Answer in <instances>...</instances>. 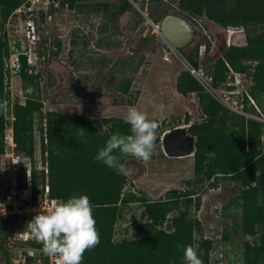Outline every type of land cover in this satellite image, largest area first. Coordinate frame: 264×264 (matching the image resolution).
<instances>
[{"label":"rangeland","instance_id":"374dc122","mask_svg":"<svg viewBox=\"0 0 264 264\" xmlns=\"http://www.w3.org/2000/svg\"><path fill=\"white\" fill-rule=\"evenodd\" d=\"M94 1L104 4L117 0H77L76 5L87 6L77 11L60 9L53 21L40 33L36 47H33L35 73H27V75L38 78L27 80L26 87L23 85L22 76L25 73H22L21 67L19 72H11L6 57L4 59L6 123H9L15 103L23 105L27 97L42 102L43 117L35 113L33 119L34 164L37 179L40 178V175H37L40 172H43V180L46 175L49 178L45 153H42L47 143H41L42 129H46V135L51 129L46 113L52 111L61 115L78 114L97 120L117 117V115L126 116L128 103L133 101L138 93L133 106L146 113L150 120L157 121L159 128L154 154L150 161L145 163L131 156H120L125 157L124 164L129 159L143 162L148 174L143 179L142 186H139L136 180L132 181L125 176L126 182L121 191V198L123 197L126 202L119 205V218L114 226V241L137 237L139 226L146 223V220L140 217L146 202L175 201L183 211L190 201L188 219L198 221L202 236L211 239L214 243L210 264H242V243L245 240L252 242L253 238L244 237L240 232L242 209L239 185L229 179H220L216 189H208L213 178L208 182L195 184L193 156L167 158L161 148V138L166 131L175 127L189 128L204 120L195 95L182 96L175 90L178 74L187 71L188 66L182 53H187L197 46L200 58L199 69L208 80L212 79L213 65L217 59L221 58L230 46L246 45L245 29L241 27L223 29L205 18L195 17L189 12L180 10L176 2L166 3L163 0L160 2L128 0L131 9L112 23L106 19L107 14L102 6L90 5ZM166 16L180 17L191 25L193 38L187 47L166 52L156 40L157 32L152 29L150 21L153 22L157 17L160 25ZM6 29L7 36L3 41L8 51L13 53L14 44L22 40L21 31L18 24L11 26L9 23ZM250 30L252 33L257 32L256 28ZM150 35L155 36V42L150 41ZM54 40L61 42L56 55L48 51L54 46ZM55 50L54 47L53 51ZM251 63L252 66L255 65V62ZM231 71L232 85L224 86L221 83L216 88L213 87L217 93H227L228 99L223 98L218 101L233 115L239 117V120L233 119L232 125L230 124V127L228 125L227 128L229 127V131L234 135L239 134L240 119H243L245 124L250 123L253 129L257 128L262 155L264 154V92L254 89L251 68H247L244 73H237L233 68ZM127 77L132 81L130 95L125 96L117 93L114 88ZM29 88L32 89L31 92ZM203 88L207 93L212 89ZM160 104L165 106L163 111L155 107ZM187 116L188 122L185 121ZM74 132V135L82 141L83 132ZM100 147L104 146L101 144ZM113 154L120 155L118 151ZM208 155H212L211 152ZM154 185L157 189L151 194L148 188L150 186L154 188ZM184 191L187 195L197 193L200 204L198 210H194L196 196H182ZM218 208H221L220 225L217 226L219 229L214 226L208 229L207 221L212 216V211L217 213ZM178 213L179 211L173 209L166 215L162 225L155 226V230L172 231L170 220ZM149 221L147 220L148 224ZM223 229L227 231L226 240L223 239ZM13 242V236H9L5 241L0 236V249L13 252L15 249L12 247ZM1 250L0 264H6V253Z\"/></svg>","mask_w":264,"mask_h":264},{"label":"trees","instance_id":"16d2710c","mask_svg":"<svg viewBox=\"0 0 264 264\" xmlns=\"http://www.w3.org/2000/svg\"><path fill=\"white\" fill-rule=\"evenodd\" d=\"M22 1L0 0V102L5 101L3 74L4 59L8 56V49L3 41L5 35H2L1 28ZM163 1L176 2L180 10L189 12L195 17L205 18L223 29L237 27L245 29L246 45L230 46L223 56L217 59L213 65L211 85L216 88L226 81L227 65L237 73H244L247 68H251L253 70L251 78L255 83L254 89L264 92V0ZM59 2L63 9L74 11L82 10L87 6L76 5L77 0H59ZM90 5L102 6L107 14L106 19L112 23L131 9V3L128 0H117L104 4L94 1ZM158 22L156 17L153 23L158 24ZM251 28H256L257 32L252 33ZM149 38L150 41L155 42L154 35H150ZM53 45L48 51L56 55L61 42L54 40ZM54 47L55 51H53ZM152 50L154 51V48ZM182 55L193 68L200 66L197 46ZM245 61L256 64L251 67L244 66ZM20 64L22 73H25L22 78L23 85L26 87L27 80L38 78V76L27 75L29 66L24 56L20 57ZM131 81L132 79L127 77L120 81V85L114 90L130 95ZM175 90L182 96L194 94L199 111L204 116L202 123L193 124L188 129V132L196 139L193 155V182L199 184L216 177V181L210 183L208 189L217 188L218 178L229 179L239 185L241 189L239 200L242 209L240 232L244 237L253 238L252 242L245 240L242 243V264H264V154L261 155L257 128L253 129L250 123L245 124V121L240 119L241 132L235 135L231 133L230 124L232 125L233 119L239 120V117L233 115L207 93L188 71L184 70L178 74ZM137 95L138 93L134 96V100ZM134 100L128 105L133 106ZM41 112L42 102L31 97H27L23 105L15 103L12 109L16 151L30 158L32 162L35 156L33 119L35 113L43 117ZM46 117L51 129L48 131L47 145L42 153H47L49 194L54 199L65 201L73 195H87L92 205L95 226L99 232V244L85 251L82 264H185L183 251L180 250L179 245L196 247L197 255L203 264H210L214 243L211 239L202 236L198 221L188 219L190 201L183 211L175 201L146 202L140 216L141 219L146 220V223L139 226L137 237L114 241V226L119 218V205L126 202L123 197L121 198L126 178L125 175L117 174L103 162H97L95 157L101 148L100 145L105 147L113 133L131 134L130 125L126 124L123 118L108 117L97 120L84 115H61L52 111L46 113ZM188 119L189 117H186V122ZM5 124L4 111L0 110V157L4 152ZM102 126L106 127L102 128ZM74 131L83 132L82 141L74 135ZM41 143H44L43 139ZM209 152L213 156L208 155ZM120 159L123 163L125 157H120ZM256 172L261 173L258 182ZM24 174L25 169H21L19 175L21 186H23ZM33 175V184L37 189L43 182V172L37 174L40 175L39 179L36 177L35 170H33ZM191 194L182 193V196ZM199 205L196 199L194 210H198ZM173 209L179 213L170 220L172 231L155 230V226L162 225L166 215ZM147 220H150L149 224ZM20 221L23 220L12 217L0 221V236L3 241L9 236H13L14 239V230ZM194 228L198 233L197 240L192 238ZM223 239H228L226 229L223 231ZM12 247L15 248L14 252L28 248L42 249L43 245L14 239ZM1 251L6 253L5 263L10 264L13 252L4 249ZM42 261L44 263L47 261L44 253Z\"/></svg>","mask_w":264,"mask_h":264},{"label":"built area","instance_id":"2783aa9c","mask_svg":"<svg viewBox=\"0 0 264 264\" xmlns=\"http://www.w3.org/2000/svg\"><path fill=\"white\" fill-rule=\"evenodd\" d=\"M60 9L63 8L61 7L59 0H23L22 3L13 10L7 21L4 23V32H1L2 35H5V31H7L6 26H9V23L11 26L18 24L21 31L22 40L19 42L17 41L14 44L15 52L12 53V51H8V57H6V61H8L6 63L9 64L11 72H19L21 67V56L26 58V64L29 66L27 73L32 74L34 72L35 60H33V47H36L38 39L40 38V33L44 30L45 26L53 21ZM150 25L152 29L157 32V36L160 35V25L154 24L152 21H150ZM186 64L188 65L187 71L189 74L198 81L202 87L212 88L210 92H208L214 99L217 101H221L223 98L228 99L227 93H217L213 89L211 78L208 80L199 67L195 69L187 62ZM243 64L246 66H252V63L249 61H245ZM227 68L228 72L226 75L228 76V80L226 79L223 83L224 86L233 84V73L228 65ZM220 101L218 102L220 103ZM13 120L14 117L12 114L9 118V123L5 124L4 152L0 157V221L5 220L8 217L23 220L17 224L14 230V239L42 245L33 238L31 233L27 230V224L40 210L46 212L54 198L49 194L47 175L44 177V180L39 187L35 189L33 184V170H36L35 164L30 158L17 153L16 144L13 138ZM42 135L43 137L41 139H43L45 144L47 143L45 128L42 129ZM45 159L47 163L46 152ZM21 169H25L22 181L23 186H21V181L19 179ZM43 253L44 252L41 248L15 250L10 258V264H56L55 258L49 255H46L47 261L44 263L42 261Z\"/></svg>","mask_w":264,"mask_h":264},{"label":"clouds","instance_id":"9594fccd","mask_svg":"<svg viewBox=\"0 0 264 264\" xmlns=\"http://www.w3.org/2000/svg\"><path fill=\"white\" fill-rule=\"evenodd\" d=\"M32 89L29 88V92ZM163 111L164 105L155 106ZM0 110L6 113L7 101L0 102ZM124 122L130 125V135L113 133L105 147L98 151L95 159L103 162L117 174L130 175L131 169L121 163L120 156H131L147 163L154 154L159 123L150 120L146 113L135 106H129ZM106 127V126H102ZM120 155H114V152ZM257 182L261 173L256 172ZM93 218V209L87 195H73L65 200L54 199L46 212L41 210L27 224V230L40 242L42 251L56 260V264H82L85 251L96 247L100 242L99 232ZM193 240H197L195 228ZM183 251L185 264H203L197 255L196 247L179 245Z\"/></svg>","mask_w":264,"mask_h":264},{"label":"water","instance_id":"95a60500","mask_svg":"<svg viewBox=\"0 0 264 264\" xmlns=\"http://www.w3.org/2000/svg\"><path fill=\"white\" fill-rule=\"evenodd\" d=\"M193 38V28L184 19L176 16H166L160 23V35L156 40L161 44L166 52L173 49H183ZM195 137L192 136L186 127L176 128L166 132L161 138V148L163 154L168 158H181L194 154ZM126 167L131 169L130 175H125L132 181L136 176H141L145 172L143 162L129 159L125 162Z\"/></svg>","mask_w":264,"mask_h":264},{"label":"flooded vegetation","instance_id":"af4514ba","mask_svg":"<svg viewBox=\"0 0 264 264\" xmlns=\"http://www.w3.org/2000/svg\"><path fill=\"white\" fill-rule=\"evenodd\" d=\"M189 44H190V42H189ZM188 44V45H189ZM187 45V46H188ZM186 46V47H187ZM43 59H44V57H43ZM117 93H119V92H117ZM124 95V94H123ZM126 96V95H125ZM188 117V116H187ZM189 120V119H188ZM185 121H186V119H185ZM188 122V121H187ZM183 127H186V126H178V127H175V128H173V129H176V128H183ZM187 128V127H186ZM172 129V130H173ZM189 128H187V130H188ZM169 131H171V130H168V131H166V132H169ZM165 132V133H166ZM164 133V134H165ZM163 134V135H164ZM163 137V136H162ZM194 155V154H193ZM193 155H190V156H193ZM165 156V155H164ZM185 157H188V156H185ZM168 158V157H167ZM181 158H184V157H181ZM173 159H179V158H173ZM127 168H128V166H127ZM130 168V167H129ZM132 174V173H131ZM148 173H147V171H146V166H145V172H144V174L143 175H141V176H136V179H138L137 181V184L139 185V186H142V184H143V179L146 177V175H147ZM213 178V179H212ZM211 179H212V181H211V183L213 182V181H216V180H214V179H216V177H212ZM221 178H218V180L217 181H219ZM219 183V182H218ZM135 186V185H134ZM218 187V186H217ZM155 190L156 189H154V188H152V187H149L148 188V191H150L152 194L153 193H155ZM213 190V189H212ZM183 193H185V191L183 192ZM190 196H196V199H198V195H197V193L196 194H191ZM195 199V200H196ZM199 208H200V205H199ZM218 211H217V213H215L214 211H212V216H210V218L208 219V221H207V225H208V229H212V227L214 226V228H216L217 226H219L220 224H219V221H220V219H219V217H220V213H221V208H218L217 209ZM217 229H219V227H217ZM225 229H223V231H224ZM223 231H222V233H223ZM209 234H211V233H209ZM213 234V233H212ZM205 237V236H204ZM205 238H207V237H205Z\"/></svg>","mask_w":264,"mask_h":264},{"label":"crops","instance_id":"0c3cea01","mask_svg":"<svg viewBox=\"0 0 264 264\" xmlns=\"http://www.w3.org/2000/svg\"><path fill=\"white\" fill-rule=\"evenodd\" d=\"M116 118H125V116H122V115H117V117ZM144 165V167H145V164H143ZM136 180V182H138L137 180L138 179H135ZM151 187V186H150ZM154 189H157V188H155V185H154ZM149 193H151L150 191H148ZM152 194V193H151Z\"/></svg>","mask_w":264,"mask_h":264}]
</instances>
